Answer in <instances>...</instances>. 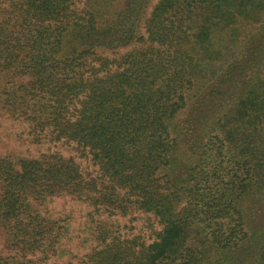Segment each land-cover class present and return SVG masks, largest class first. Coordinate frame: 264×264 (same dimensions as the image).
<instances>
[{
	"label": "trees",
	"instance_id": "16d2710c",
	"mask_svg": "<svg viewBox=\"0 0 264 264\" xmlns=\"http://www.w3.org/2000/svg\"><path fill=\"white\" fill-rule=\"evenodd\" d=\"M153 1L0 0V264H264V0Z\"/></svg>",
	"mask_w": 264,
	"mask_h": 264
},
{
	"label": "rangeland",
	"instance_id": "374dc122",
	"mask_svg": "<svg viewBox=\"0 0 264 264\" xmlns=\"http://www.w3.org/2000/svg\"><path fill=\"white\" fill-rule=\"evenodd\" d=\"M154 0L153 2H156ZM23 131H26L19 124L12 122L5 116L0 115V153H15L25 156H38L39 154L46 152L47 150H56L53 148L51 143H44L38 145L30 140L29 136L23 135ZM57 150L62 153L75 154L76 152L72 148H67L66 145L58 144ZM44 209L51 210L55 216L66 215L68 212H72L76 224L86 220L88 211L91 208L88 204H83L77 200H73L66 196L54 197L49 203L44 205ZM135 217L134 221H129L128 218ZM121 224H130L129 226H134L133 232L139 231L142 235L148 236L150 232L155 228L151 225V219H149L143 213H134L129 217L121 218L119 221ZM129 227L127 228V230ZM84 250H82V253ZM0 254L4 256H11L15 252L9 247L7 237L4 233L0 231ZM78 258H72L69 255L63 259L58 260L59 264H77Z\"/></svg>",
	"mask_w": 264,
	"mask_h": 264
}]
</instances>
